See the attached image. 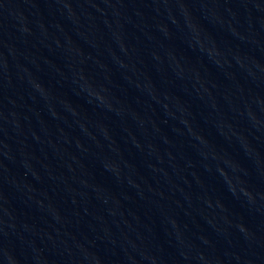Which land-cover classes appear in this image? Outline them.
<instances>
[{
  "label": "water",
  "instance_id": "obj_1",
  "mask_svg": "<svg viewBox=\"0 0 264 264\" xmlns=\"http://www.w3.org/2000/svg\"><path fill=\"white\" fill-rule=\"evenodd\" d=\"M145 264H264V0H155Z\"/></svg>",
  "mask_w": 264,
  "mask_h": 264
}]
</instances>
